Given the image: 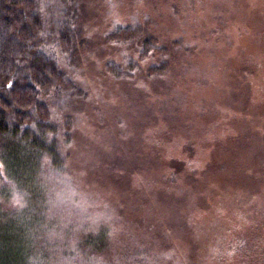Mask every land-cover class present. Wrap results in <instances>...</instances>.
<instances>
[{
    "label": "rangeland",
    "instance_id": "1",
    "mask_svg": "<svg viewBox=\"0 0 264 264\" xmlns=\"http://www.w3.org/2000/svg\"><path fill=\"white\" fill-rule=\"evenodd\" d=\"M78 20L70 73L88 96L70 167L147 215L175 257L221 264L209 246L245 233L261 261L264 0H83ZM128 26L139 35L114 37ZM150 60L161 73L147 75Z\"/></svg>",
    "mask_w": 264,
    "mask_h": 264
},
{
    "label": "trees",
    "instance_id": "2",
    "mask_svg": "<svg viewBox=\"0 0 264 264\" xmlns=\"http://www.w3.org/2000/svg\"><path fill=\"white\" fill-rule=\"evenodd\" d=\"M82 3L0 0V264H190L147 215L130 218L95 188V174L70 167L84 124L76 98L88 96L69 64ZM131 27L112 33L125 41L139 35ZM151 62L147 75L161 73ZM121 69L109 72L121 78ZM229 238L209 246L221 264H264L249 256L245 233Z\"/></svg>",
    "mask_w": 264,
    "mask_h": 264
}]
</instances>
